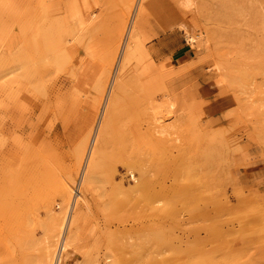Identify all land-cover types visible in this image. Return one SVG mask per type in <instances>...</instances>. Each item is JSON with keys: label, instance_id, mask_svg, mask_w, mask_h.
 Wrapping results in <instances>:
<instances>
[{"label": "rangeland", "instance_id": "1", "mask_svg": "<svg viewBox=\"0 0 264 264\" xmlns=\"http://www.w3.org/2000/svg\"><path fill=\"white\" fill-rule=\"evenodd\" d=\"M60 257L264 264V0H0V264Z\"/></svg>", "mask_w": 264, "mask_h": 264}, {"label": "bare ground", "instance_id": "2", "mask_svg": "<svg viewBox=\"0 0 264 264\" xmlns=\"http://www.w3.org/2000/svg\"><path fill=\"white\" fill-rule=\"evenodd\" d=\"M89 20L90 19H92L91 17H89L88 18ZM132 34H133V29H130L129 30V32H128V36L129 37H131L132 36ZM189 40H191V39H189ZM191 42H192V40H191ZM193 43V42H192ZM128 44V43H127ZM111 96H109V104H110V101H111V99L112 98H110ZM107 104H108V102H107ZM108 106V105H107ZM106 109V108H105ZM159 113V112H158ZM104 118V117H103ZM100 129H99V134H97V138H96V140L95 141H93L94 143H93V146H92V149L88 152V163L90 164L91 163V161L93 160V158H94V155H95V150H96V146H97V143H98V141H99V139H100ZM135 181V180H134ZM84 182H87V175L85 176V179H84ZM66 186H67V189H68V196H71V194L72 193H74V191L75 190H72L71 189V187L66 183L65 184ZM83 194V192L82 193H78V200H80V199H82L83 200V198L81 197V195ZM77 196V195H76ZM75 197V196H74ZM49 218H53V217H51V216H49ZM67 223H68V218L67 219H64L63 221H62V223L60 224V229H61V232H63L64 230H65V228H66V225H67ZM62 245V244H61ZM69 238L67 237V238H65L64 239V242H63V245H62V252H65L68 248H69ZM62 259V257H60V259H59V262L61 263V260ZM62 264V263H61Z\"/></svg>", "mask_w": 264, "mask_h": 264}]
</instances>
